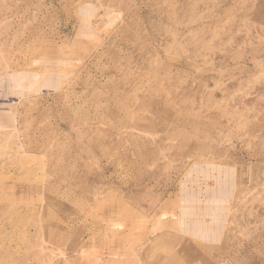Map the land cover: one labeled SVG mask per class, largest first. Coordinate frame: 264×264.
I'll use <instances>...</instances> for the list:
<instances>
[{
  "label": "rangeland",
  "instance_id": "1",
  "mask_svg": "<svg viewBox=\"0 0 264 264\" xmlns=\"http://www.w3.org/2000/svg\"><path fill=\"white\" fill-rule=\"evenodd\" d=\"M94 263L264 264V0H0V264Z\"/></svg>",
  "mask_w": 264,
  "mask_h": 264
},
{
  "label": "bare ground",
  "instance_id": "2",
  "mask_svg": "<svg viewBox=\"0 0 264 264\" xmlns=\"http://www.w3.org/2000/svg\"><path fill=\"white\" fill-rule=\"evenodd\" d=\"M133 137V136H132ZM136 139V138H135ZM133 140V139H132ZM137 141V140H136ZM95 264V263H94Z\"/></svg>",
  "mask_w": 264,
  "mask_h": 264
}]
</instances>
